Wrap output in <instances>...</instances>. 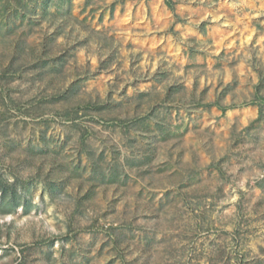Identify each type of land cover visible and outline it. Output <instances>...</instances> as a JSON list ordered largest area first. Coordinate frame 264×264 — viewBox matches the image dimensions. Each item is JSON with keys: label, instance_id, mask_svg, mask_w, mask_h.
I'll return each mask as SVG.
<instances>
[{"label": "rangeland", "instance_id": "obj_1", "mask_svg": "<svg viewBox=\"0 0 264 264\" xmlns=\"http://www.w3.org/2000/svg\"><path fill=\"white\" fill-rule=\"evenodd\" d=\"M169 1L0 0V264H264V0Z\"/></svg>", "mask_w": 264, "mask_h": 264}, {"label": "trees", "instance_id": "obj_2", "mask_svg": "<svg viewBox=\"0 0 264 264\" xmlns=\"http://www.w3.org/2000/svg\"><path fill=\"white\" fill-rule=\"evenodd\" d=\"M166 1H167V4L171 5L169 0H166ZM222 109H225V108H222ZM0 187H2V189H6V185L2 184L1 182H0Z\"/></svg>", "mask_w": 264, "mask_h": 264}]
</instances>
